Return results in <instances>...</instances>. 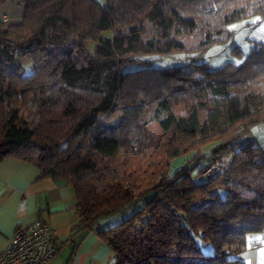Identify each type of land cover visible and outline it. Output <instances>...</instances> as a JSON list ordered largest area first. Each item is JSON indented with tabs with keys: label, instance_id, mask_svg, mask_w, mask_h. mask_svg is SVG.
I'll return each mask as SVG.
<instances>
[{
	"label": "trees",
	"instance_id": "1",
	"mask_svg": "<svg viewBox=\"0 0 264 264\" xmlns=\"http://www.w3.org/2000/svg\"><path fill=\"white\" fill-rule=\"evenodd\" d=\"M9 2L23 14L6 24ZM251 14L264 16V0H0V163L69 182L79 225L111 248L112 264H246L247 236L264 229V150L235 146L264 121V42L239 64L210 68L199 56ZM173 33L199 36L198 46L186 50ZM175 53L195 55L151 65ZM29 105L34 124L21 115ZM150 109L162 117L156 140ZM183 154L206 160L199 182L188 165L169 174Z\"/></svg>",
	"mask_w": 264,
	"mask_h": 264
},
{
	"label": "crops",
	"instance_id": "2",
	"mask_svg": "<svg viewBox=\"0 0 264 264\" xmlns=\"http://www.w3.org/2000/svg\"><path fill=\"white\" fill-rule=\"evenodd\" d=\"M13 7L22 14V7ZM75 196L66 180L41 176L29 162L7 158L0 163V248L4 247L19 227L41 219L56 231V254L48 264H112L114 253L94 230L79 225ZM99 227H105L100 225ZM260 238V239H256ZM239 257L246 264H264V229L247 236Z\"/></svg>",
	"mask_w": 264,
	"mask_h": 264
},
{
	"label": "rangeland",
	"instance_id": "3",
	"mask_svg": "<svg viewBox=\"0 0 264 264\" xmlns=\"http://www.w3.org/2000/svg\"><path fill=\"white\" fill-rule=\"evenodd\" d=\"M96 1L101 5H104L106 2V0ZM2 14H5L3 15V18L6 17V24H9L12 22L20 21L23 12L22 14L16 12V10L11 7L7 10L5 9ZM228 33L229 36H227ZM172 36L180 40L186 50L195 49L200 41V37L193 34L175 35L173 33ZM256 42H264V16H261L259 14H251L243 19L228 24L226 26V31L223 33V37L219 41L212 43L204 51H202L200 53L199 59L206 61L210 68H218L224 65L226 62L239 64L249 53L251 47L256 44ZM235 47L240 50V54H236L234 52ZM182 55L184 54L175 53L171 56H162L160 58L157 57L152 59L151 65L155 68H165L167 66L175 65L178 63L183 64L188 59L193 58V55L195 54H192L191 57H183ZM19 62L23 68L22 72H24L25 74H29L33 71V64L30 60L20 59ZM14 64L9 66L15 67ZM177 110L179 112L183 111L181 108H178ZM21 115L22 118L30 121L32 124H34L37 120V117L34 114V108L31 105H29L28 107H23L21 109ZM204 117L205 112L202 109H199V120L201 123L204 121ZM160 118L162 117H158L152 109H150L146 114V130L155 140L158 139L162 133L158 123V120ZM249 140H252L255 144L259 145L262 150H264V121L252 126L247 131L242 141L237 144L235 148H238L241 144ZM211 148L212 144H209L207 146H204L202 148V151L205 153L208 152ZM191 156V154H183L173 158L169 164V174L174 173V171L180 169L183 165H188L190 168L189 173H191V175L193 176L194 181L199 182L202 178H204V175L197 173V169L200 167V165L206 164V160L201 159L194 166V161L190 160ZM231 157L232 155L230 154L224 158V165L228 163L226 161H230ZM211 165L209 167H211ZM220 192L221 194H223L224 190H220ZM149 195L150 193H148L145 197L147 198ZM142 202L143 201L141 200L139 204H141ZM131 210V208H128L119 213L102 216L98 223L100 225H105V227L115 225L120 222L125 216H127L131 212ZM202 249L205 252L211 251V247L209 245L203 246Z\"/></svg>",
	"mask_w": 264,
	"mask_h": 264
},
{
	"label": "built area",
	"instance_id": "4",
	"mask_svg": "<svg viewBox=\"0 0 264 264\" xmlns=\"http://www.w3.org/2000/svg\"><path fill=\"white\" fill-rule=\"evenodd\" d=\"M55 237L56 231L41 219L19 227L0 248V264H48L57 252Z\"/></svg>",
	"mask_w": 264,
	"mask_h": 264
},
{
	"label": "snow or ice",
	"instance_id": "5",
	"mask_svg": "<svg viewBox=\"0 0 264 264\" xmlns=\"http://www.w3.org/2000/svg\"><path fill=\"white\" fill-rule=\"evenodd\" d=\"M256 239H260V238H256Z\"/></svg>",
	"mask_w": 264,
	"mask_h": 264
}]
</instances>
